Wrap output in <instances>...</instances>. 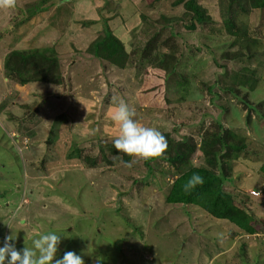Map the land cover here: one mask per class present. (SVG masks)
<instances>
[{
    "label": "rangeland",
    "instance_id": "obj_1",
    "mask_svg": "<svg viewBox=\"0 0 264 264\" xmlns=\"http://www.w3.org/2000/svg\"><path fill=\"white\" fill-rule=\"evenodd\" d=\"M185 1L20 0L0 11V247L54 232L57 258L72 251L85 264H264V200L249 195L264 193V9L195 0L209 21L189 29ZM104 29L119 37L123 68L85 50ZM31 50L50 58L45 79L19 84L26 70L10 54ZM120 100L182 143V164L111 151ZM217 126L238 140L234 160H221L222 189L252 218L251 235L165 201L188 165H203L199 146Z\"/></svg>",
    "mask_w": 264,
    "mask_h": 264
},
{
    "label": "trees",
    "instance_id": "obj_2",
    "mask_svg": "<svg viewBox=\"0 0 264 264\" xmlns=\"http://www.w3.org/2000/svg\"><path fill=\"white\" fill-rule=\"evenodd\" d=\"M232 3L239 4L240 6L245 5V8L247 9L246 11L251 9H264V0H229L227 4L228 9L231 8ZM183 6L188 13L187 15L189 21L191 22L188 26L189 29L194 28L192 21L197 23L209 21L204 9L198 6L195 3V0H186ZM224 24L227 32L232 33L231 29L234 28L232 21L230 19H226ZM244 47L246 51H249L247 43ZM85 50L88 54L97 59L105 60L108 63L114 64L113 66L115 67L123 68L124 52L122 44L107 29H104L101 35L91 41ZM37 53L39 52L31 50L24 52L14 51L10 54L15 58H18V61L20 60L17 62V64H19V66H16L17 69H20V71L23 69L26 70L24 76H21L19 79V84H26L29 81H41L45 79L44 75L47 68L43 67V69H41L39 67L42 66L41 64L45 61V64H48L50 58L49 56L45 57L43 55L45 52L41 53V57H39L40 60H38L40 63H38L36 59V55L38 56ZM34 62L36 64H34ZM31 64L32 66H30ZM28 68L31 69L29 70ZM4 69L7 71L11 69L7 62H4ZM216 129L217 130L214 132V135L207 139L208 141H203L201 143L202 145L199 146L200 152L203 156V165L197 167L188 165L187 168L183 170L171 183L167 196L165 197V201L166 203L172 205L179 204L183 206H196L212 218L226 220L245 234L251 235L254 233L252 228V218L242 208L235 206L232 202L230 194L222 189L223 180L226 177H223L224 174H222L223 165L221 160L222 158H227L229 161H232V159L234 160L237 149L233 146V143L237 140V138L234 134L224 131L221 126H217ZM228 134L231 135L230 140H228ZM165 137L168 139L169 136L165 134ZM168 141L169 143L166 154H170H165V159L171 163L178 162L182 164V160L184 159L183 151L181 150L182 143L173 142L172 140ZM232 141L234 142L232 143ZM240 147H243L242 144ZM228 150H235V154L231 156L233 153L226 152L225 156H222L224 152ZM111 151L114 154L120 155L121 161L124 163H127L130 159L129 156L118 153L114 146H112ZM73 155L76 156V154ZM193 174H199L203 177L204 183L202 185L198 184L195 188H192L189 191H185L183 186L189 178L193 176Z\"/></svg>",
    "mask_w": 264,
    "mask_h": 264
},
{
    "label": "clouds",
    "instance_id": "obj_3",
    "mask_svg": "<svg viewBox=\"0 0 264 264\" xmlns=\"http://www.w3.org/2000/svg\"><path fill=\"white\" fill-rule=\"evenodd\" d=\"M19 4L20 0H0V11H14ZM135 116L134 109L124 100H120L114 107L111 119L119 126V135L113 141L114 148L118 153L132 157V163L162 158L168 149L167 138L157 128L140 124L134 119ZM203 183V177L193 174L183 187L189 191ZM14 241L13 235L5 237L0 247V264H85L84 259L72 251L57 258L61 235L54 232L33 238L32 247L25 244L21 250L16 248ZM95 264H100V259H96Z\"/></svg>",
    "mask_w": 264,
    "mask_h": 264
},
{
    "label": "built area",
    "instance_id": "obj_4",
    "mask_svg": "<svg viewBox=\"0 0 264 264\" xmlns=\"http://www.w3.org/2000/svg\"><path fill=\"white\" fill-rule=\"evenodd\" d=\"M249 195H251L252 197H261L263 194H260L258 191L250 190Z\"/></svg>",
    "mask_w": 264,
    "mask_h": 264
},
{
    "label": "crops",
    "instance_id": "obj_5",
    "mask_svg": "<svg viewBox=\"0 0 264 264\" xmlns=\"http://www.w3.org/2000/svg\"><path fill=\"white\" fill-rule=\"evenodd\" d=\"M113 36L114 37H116L117 39H119V37L118 36H116V34L115 33H113ZM117 69V68H116ZM122 70V69H121ZM254 81H256V84H257V80L255 79ZM253 81V82H254ZM246 91H248L247 89H246ZM222 128V127H221ZM240 137V136H239ZM240 138H242V137H240ZM233 161V160H232ZM258 191V190H257ZM262 197V199L264 200V196H261ZM241 202V201H240Z\"/></svg>",
    "mask_w": 264,
    "mask_h": 264
}]
</instances>
